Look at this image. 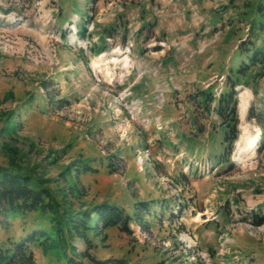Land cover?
<instances>
[{
	"label": "rangeland",
	"instance_id": "374dc122",
	"mask_svg": "<svg viewBox=\"0 0 264 264\" xmlns=\"http://www.w3.org/2000/svg\"><path fill=\"white\" fill-rule=\"evenodd\" d=\"M261 1L0 0V131L13 128L0 165L45 181L57 211L0 235L43 229L37 264H264L261 135L246 147L264 77L236 72ZM230 92L233 143L216 109ZM103 203L140 219L85 241L54 233L65 211Z\"/></svg>",
	"mask_w": 264,
	"mask_h": 264
},
{
	"label": "trees",
	"instance_id": "16d2710c",
	"mask_svg": "<svg viewBox=\"0 0 264 264\" xmlns=\"http://www.w3.org/2000/svg\"><path fill=\"white\" fill-rule=\"evenodd\" d=\"M255 19L249 22L250 37L249 42L242 46V52H246L248 61L239 66L237 73L244 75L249 68L255 67L262 70L257 78L264 77V0L258 3L254 10ZM261 40V44L258 42ZM240 46L237 48L238 51ZM233 69V67H232ZM254 77V76H253ZM256 77V76H255ZM206 94V93H204ZM235 94L230 92L227 98L220 100V105L216 107L219 116L230 111V124L225 132V140L233 143L238 139L239 133L236 130V100ZM264 99V98H263ZM209 101V99H208ZM223 105V106H222ZM248 118L257 123L261 130V146L264 149V100L259 107L249 109ZM4 129V130H3ZM0 133L12 131V125L8 124ZM14 153V152H12ZM12 158L10 159V163ZM68 170V168H67ZM71 173L69 172V175ZM148 213V205L142 204ZM40 212L41 214L52 212L56 213V205L50 195L49 189L45 187V181L38 180L29 172H25L11 167L0 165V232H7L13 226V218L17 215ZM140 219L138 212L129 216L125 211L112 204L103 203L94 206L91 210L81 213L64 212V220H56L53 227L54 233L60 240H64L65 232L70 233L75 239L87 240L90 233L100 235L112 227L127 229L131 220ZM260 224L263 220H260ZM71 228V229H70ZM46 232L43 229L32 228L25 236L14 238L11 236L0 235V264H37L33 244L43 245L45 241L41 239ZM50 239L51 236H48ZM45 238V237H44ZM74 264H82L71 259ZM99 264H130L125 258H114L100 262Z\"/></svg>",
	"mask_w": 264,
	"mask_h": 264
},
{
	"label": "bare ground",
	"instance_id": "6f19581e",
	"mask_svg": "<svg viewBox=\"0 0 264 264\" xmlns=\"http://www.w3.org/2000/svg\"><path fill=\"white\" fill-rule=\"evenodd\" d=\"M93 67H95V68H97V65H95L94 63H93ZM248 96V95H247ZM247 102H248V97H244L243 99H242V101L240 102L241 104V110L243 111V113L245 112V110H246V107H247ZM134 104V103H133ZM260 136V132L259 131H257V135L256 136H254V137H252V138H250L248 141H247V143H246V147L247 148H252V147H254L255 145H256V142L258 143V137ZM138 163H139V160H138Z\"/></svg>",
	"mask_w": 264,
	"mask_h": 264
},
{
	"label": "crops",
	"instance_id": "0c3cea01",
	"mask_svg": "<svg viewBox=\"0 0 264 264\" xmlns=\"http://www.w3.org/2000/svg\"><path fill=\"white\" fill-rule=\"evenodd\" d=\"M189 3H191V1H190ZM189 6H190V5H189ZM191 6H193V5H191ZM170 7H172V5H170ZM193 7H194V9H197V14H198V9H199V7H196L195 5H194ZM171 10H172V8H171Z\"/></svg>",
	"mask_w": 264,
	"mask_h": 264
}]
</instances>
